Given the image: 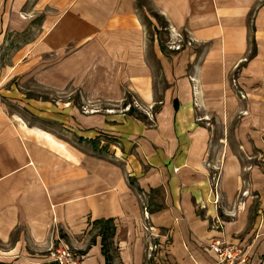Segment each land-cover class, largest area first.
Segmentation results:
<instances>
[{
	"label": "crops",
	"instance_id": "crops-1",
	"mask_svg": "<svg viewBox=\"0 0 264 264\" xmlns=\"http://www.w3.org/2000/svg\"><path fill=\"white\" fill-rule=\"evenodd\" d=\"M141 2L192 46L168 49ZM0 33L39 34L5 78L110 107L130 95L152 113L67 105L58 135L0 92V264H49L36 254L49 239L106 264L104 222L117 264H216V240L264 264V0H0Z\"/></svg>",
	"mask_w": 264,
	"mask_h": 264
},
{
	"label": "rangeland",
	"instance_id": "rangeland-1",
	"mask_svg": "<svg viewBox=\"0 0 264 264\" xmlns=\"http://www.w3.org/2000/svg\"><path fill=\"white\" fill-rule=\"evenodd\" d=\"M141 4H145L144 6L147 9V13L149 17L152 20H155L158 25H161V23L160 22L158 23V21L155 19L154 16H156L155 15L156 13L153 11V9L150 6L147 5V2H141ZM152 29L153 27L151 28V26H149V31L154 35L155 33L154 30ZM159 33L161 35L159 37L158 34V38H160L161 41H163V43L165 44L168 43L170 40V33L165 32L164 30H162ZM37 35L39 34L38 33H24L23 35L14 34V35H9V37L12 38H9L8 40L4 39L3 41L1 38L3 35L0 33V92L2 94H5L6 96L3 97L2 99L5 101L4 103L7 105L9 113L20 115L27 121L29 125H35L42 129H50V130L53 129V132H55L58 135L62 133L63 129L60 126H58L56 121L54 120V118H58L57 115L59 114L56 111H60L64 106L67 105L76 106L79 109H81L82 112H84L83 110H86L88 112L100 111L102 113L104 112L108 113V111H114V112L122 111L124 113L129 114L133 109L134 115H136V117L137 115H146L149 118L150 116H152L151 111H149L147 108H145L140 104H138V106L134 104L133 100L135 99L137 101V99L133 96H131L129 100H125L124 104L126 105H121L120 107H110L105 104H100V103L98 104L96 102L85 101L84 99L81 98L79 91L74 90L72 88L69 89L67 92H61V93L49 92L48 90L41 87L34 79V77L31 76V74L19 78H14V77L5 78V74L2 72V68L5 69L6 67L12 64V60L13 58H15L16 53L21 49L20 47L21 44H27L31 42L33 39H36ZM182 35L184 39L185 38L189 39L186 35L184 34ZM5 37H7V35ZM11 87L14 88L15 92L17 90L18 93L20 94L23 93L24 97L18 95V93H16L17 97H14L15 95L12 96L9 93H5V91L7 89L10 90ZM48 111H50V113ZM217 133H221V131L219 130L217 131ZM67 138H69V140H71L75 146L81 147L83 149L91 148L94 150L97 149L99 150L100 149L99 145L102 146L100 144V140H93L94 143H92L85 140L80 141V139L75 138L73 136H68ZM106 147H107L106 145H104L103 147V150L105 151L104 157L109 158L111 153L110 151L108 152L109 149ZM221 150L222 149L217 145L216 146L217 153H220ZM244 192L245 191H242V193L239 194V198L242 199ZM48 244H49L48 248L44 247L43 249H38L37 251L38 253L36 254L41 255V257L47 256V258H51L50 250L52 248H57L59 246L54 244V246L52 247L51 239H49ZM61 244L63 243L61 242ZM64 244L68 245V247L73 251L72 253L80 256L82 252L81 250L76 249L70 243L64 242ZM29 246L30 245L28 244V247ZM47 263H49V261ZM113 264H117V261H114Z\"/></svg>",
	"mask_w": 264,
	"mask_h": 264
},
{
	"label": "built area",
	"instance_id": "built-area-1",
	"mask_svg": "<svg viewBox=\"0 0 264 264\" xmlns=\"http://www.w3.org/2000/svg\"><path fill=\"white\" fill-rule=\"evenodd\" d=\"M182 34L173 33L170 34V40L167 43L168 49L172 51H180L185 46L190 47L192 41L187 38H183ZM240 95L244 98V95ZM134 104L138 106V102L134 99ZM130 107V106H128ZM129 109V108H128ZM84 112H88L83 110ZM148 216V213L145 212ZM53 247V246H52ZM206 249L211 251L216 258V264H243L247 261V249L244 247H236L233 245H227L222 241H213L206 246ZM50 264H81L84 255L80 254L78 256L72 253L73 251L66 244H61L57 248H52L50 250Z\"/></svg>",
	"mask_w": 264,
	"mask_h": 264
},
{
	"label": "trees",
	"instance_id": "trees-1",
	"mask_svg": "<svg viewBox=\"0 0 264 264\" xmlns=\"http://www.w3.org/2000/svg\"><path fill=\"white\" fill-rule=\"evenodd\" d=\"M156 16L155 19L161 23V28L162 30L166 31L167 28V24L165 23V20L162 19L158 14H155ZM161 20V21H160ZM130 95L126 96V100L130 99ZM132 116H136L134 115V110L132 109L131 112L129 113ZM138 117L140 115H137ZM94 143V142H92ZM100 227V234L102 236L103 239V243H102V250H103V254L105 256L106 259V264H113L114 261L117 260V254L115 252V250L113 249V225L111 222H104V223H100L99 224Z\"/></svg>",
	"mask_w": 264,
	"mask_h": 264
}]
</instances>
